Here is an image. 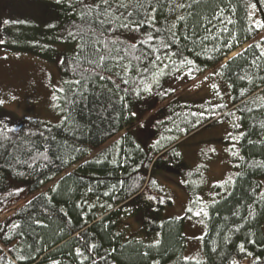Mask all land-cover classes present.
<instances>
[{
  "label": "trees",
  "instance_id": "trees-1",
  "mask_svg": "<svg viewBox=\"0 0 264 264\" xmlns=\"http://www.w3.org/2000/svg\"><path fill=\"white\" fill-rule=\"evenodd\" d=\"M48 3L57 24L32 33L26 46L58 64L62 119L53 124L0 107V215L10 212L0 219V264H264V0H141L136 19L147 14V23L105 34L118 41L110 48L131 50L105 63L112 80L93 73L87 82L82 73L93 54L86 42L96 25L82 14L93 0ZM210 74L225 83L230 104L172 110L170 125L152 122L157 141L142 144L130 128L150 85L174 81L180 86L169 96L177 97ZM169 96L156 101L153 118L169 112ZM235 115L240 171L208 207L205 259L189 260L185 220L164 219L163 203L172 202L155 180L159 171L176 172L169 127L188 123L185 138Z\"/></svg>",
  "mask_w": 264,
  "mask_h": 264
},
{
  "label": "rangeland",
  "instance_id": "rangeland-1",
  "mask_svg": "<svg viewBox=\"0 0 264 264\" xmlns=\"http://www.w3.org/2000/svg\"><path fill=\"white\" fill-rule=\"evenodd\" d=\"M48 1L50 0H0V107L22 118H36L57 124L62 119L58 106V97L62 90L60 69L57 63L32 50L34 46L31 49L26 46L29 38L33 36L32 33L36 36L37 31L52 29L57 24L54 6ZM249 46L250 44H247L233 52L223 64ZM220 79L219 76L211 74L204 76L193 89L177 97H173V94L169 96V92L180 86H176L174 81L167 84V87L161 81L157 82V85L151 84L149 93L144 96L145 104L140 105V110L144 112H138L137 120L130 129L132 132H138L140 142L146 145L155 135L154 120L159 122L160 126L164 122L170 125L172 110L187 106L197 111L207 104L229 105L230 91ZM220 81L222 83H219ZM167 95L169 97L166 99H172H165L163 107L169 109V112L160 109L153 118L158 105L156 101ZM198 123L192 120L191 126ZM237 124L239 117L235 115L217 124L204 126L185 138L181 132L189 129L188 123L169 127L167 141H177L173 150L176 151L174 156H179V159L168 162L174 166L176 172L159 171L155 180L172 202L171 205L163 203L166 206L164 219L185 220L183 235L186 259H205L204 238L208 230L207 219L210 217L208 207L229 193V189L224 185L233 184L240 171L238 160L241 154L238 143L243 131H235ZM140 127L143 129L139 130ZM204 128L205 130L200 132ZM183 163L188 168L181 171L179 167ZM190 209H193L192 214L189 213ZM9 213L0 215V219ZM133 223L138 228L135 220ZM262 228L264 231V224Z\"/></svg>",
  "mask_w": 264,
  "mask_h": 264
},
{
  "label": "snow or ice",
  "instance_id": "snow-or-ice-1",
  "mask_svg": "<svg viewBox=\"0 0 264 264\" xmlns=\"http://www.w3.org/2000/svg\"><path fill=\"white\" fill-rule=\"evenodd\" d=\"M85 7L87 11L84 12L82 16H89L90 19H92L95 23L96 27L90 26L93 39L86 43H88L93 55L91 58L86 59V62L91 67L83 70L82 78L85 80V82H87V80L91 78L92 74L95 73L99 79H107L111 81V74L107 76L104 75V73L112 72V69L110 67H106L105 63L107 61L116 60L117 57L122 60L124 59V56L121 55V53H127L131 50L129 48H110V44L114 45L118 41L106 38L105 34L110 30L114 32L118 31L119 29H128L130 31L138 30L141 25L148 22L149 17L146 14L142 19H136V16L139 15L137 10L144 7V4L141 3V0H93L92 4L86 5ZM129 7H132L133 11H128ZM93 12L95 13L94 17L92 16ZM180 19H183V17ZM68 34L69 36H74V34L71 32ZM152 38L153 37L151 36V33H148V39L151 40ZM113 53H115V55H113ZM135 59L138 60L140 57H135ZM116 66L120 67L124 72L131 70L127 65L124 64L117 63ZM97 69H101L102 71L98 72ZM142 71H147L146 66L142 69ZM85 73L86 75H84ZM115 75H119V73H115ZM121 81L124 84L129 83V81L123 77H121ZM112 82L115 83V81ZM76 83L79 84L80 81L78 80ZM116 87L119 88V84H116ZM0 103H2V101H0Z\"/></svg>",
  "mask_w": 264,
  "mask_h": 264
},
{
  "label": "crops",
  "instance_id": "crops-1",
  "mask_svg": "<svg viewBox=\"0 0 264 264\" xmlns=\"http://www.w3.org/2000/svg\"><path fill=\"white\" fill-rule=\"evenodd\" d=\"M204 130H205V128L202 129L200 132H202V131H204ZM152 141H153V142H156V141H157V137L153 136V137H152Z\"/></svg>",
  "mask_w": 264,
  "mask_h": 264
}]
</instances>
